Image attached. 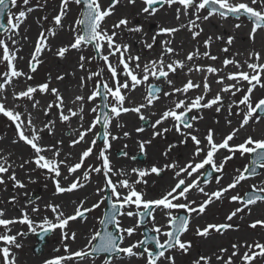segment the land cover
Segmentation results:
<instances>
[{
    "label": "snow or ice",
    "instance_id": "6c2138e0",
    "mask_svg": "<svg viewBox=\"0 0 264 264\" xmlns=\"http://www.w3.org/2000/svg\"><path fill=\"white\" fill-rule=\"evenodd\" d=\"M81 6L80 16L75 20L74 25L69 26L73 33V40L70 44L60 47L56 51L59 58H64L69 50L82 51L85 47H92L94 55L86 57L80 55L78 67L86 75L80 77L79 87L81 89L87 86L88 81L95 78V84L91 92L85 96L83 94L75 95L71 101L72 107L68 106L65 99L57 87H51V76L48 80L39 84H27L26 81L33 79L32 73L37 71L38 65L42 62L40 57L45 50H51L48 40L49 37L56 35L53 28H48L39 33L35 41L34 51L28 61V72H24L17 67V61L23 59L18 56L20 48L18 41L14 39L19 36V29L27 19L29 13L35 9L30 7V0H0V14L7 12L6 24L0 23V30L8 33L6 39H0V64L6 66V70L0 72V115L7 118L14 125L16 139L13 144L23 142L28 145L33 156L24 160L19 165L23 168L25 164H35L37 169L46 170L48 178L55 185V194L73 192L82 189L86 183L90 182L93 173L102 175L103 182L95 190V195L99 197L97 201L86 206L87 200L82 199L76 202L73 213L66 214L59 204L48 203L46 210L53 214L52 218L47 215L42 219H34L32 214L40 212L39 206H33L31 212L26 208L20 209V215L16 217H6V210L0 209V264H17V256L13 249L23 247L19 242L26 233L23 231H13L16 224L26 225L27 233L38 236L43 241L49 234L60 230L63 255H54L45 259L43 264H72L74 261L89 262L96 264L98 257L103 256L102 264H115L117 259L127 257L129 259H142L144 264H175L173 255L170 251H178L182 254L189 253L192 248L191 241L182 239V236L189 231L191 226V217L193 214L200 216L205 213L208 205L216 200L222 201L226 198L229 191L234 190L242 182L259 174H264V136L256 138L247 135L239 143H230L237 138L238 133L245 129L250 121L259 123L264 116V97L253 101L252 94L259 86L264 89V57L260 52L253 51L249 53L248 60L243 63L234 58H225L223 67L232 65L237 69L235 72H227L220 75L223 71L212 65H200L195 63L201 57L215 61L217 56L211 55L209 51L201 52L199 47L187 52L183 59L175 58L178 53L172 47L174 34L182 28H186L191 34L193 40L203 32V28L198 21H207L213 16H219L221 19H228L241 16L248 18L251 23L249 38L255 40L258 30H264V0H140L141 7L137 15L145 19L155 17L161 10L174 9L175 19L181 20V17L187 18V23H181L179 26L157 25V30L151 36L150 42L146 38L143 25L135 24L130 26L131 21L127 16L116 20L111 29L104 27L106 18L112 16L115 7L120 0H109L107 7L102 0H60L59 11L52 18L55 28H64L63 20L70 11V5ZM128 5L136 6L137 0H127ZM11 8H20L17 13H13ZM207 12L206 15H201ZM47 20V17L43 18ZM240 28L241 24L234 25ZM143 34V37L137 41L143 49L152 50L158 42V37L164 36L169 39L160 40L161 51L155 58L144 60L140 53H133L132 44L124 42L122 34ZM27 39V37H23ZM217 40H222V36H217ZM213 38L209 36L204 40L203 45L208 49ZM234 37L228 36L226 45L233 43ZM8 41L13 46L9 47ZM221 51L227 53L229 48L226 46ZM92 60L102 61L96 71H90L86 68L87 63ZM191 65V66H190ZM246 65L247 71L244 70ZM187 68V79L182 86L177 87L169 77L175 75L178 70L183 72ZM107 72V78L104 73ZM200 73L201 81H196L191 77L192 73ZM216 76V84L221 87L214 96L208 98L211 92L209 76ZM23 78L25 84L19 87V80ZM64 75L58 74L56 79L63 80ZM157 81L160 83H151ZM231 81L232 83H227ZM247 83L246 90L241 87ZM144 87L145 91L141 94V101L131 100L130 96L137 89ZM164 86L169 90L165 91ZM19 87V90L17 88ZM12 89V104L8 106V89ZM193 90H200V94L189 96L188 93ZM50 95L53 99L46 106H41L36 94ZM237 93H242L239 99H232L227 105L229 116L236 115L241 117L238 127L222 137L220 142H216L215 133L209 129L204 141L198 135V129L195 127V121L202 119L201 116L190 115L193 111L199 112L202 109H211L215 107L217 113L224 108V94H230L236 97ZM162 98L169 100V105L161 112L151 111L156 103ZM100 100V103H95ZM16 101H27L24 111L19 110ZM88 103H93L90 112L94 114L93 119L85 127V107ZM36 109L43 112L45 117L49 116L53 109L61 123H70L73 118H78L80 125L78 129L71 130L73 138L69 142V147H76L84 144L86 147L79 153L75 162L69 163L72 158L67 154L61 159L63 140H58L53 145H43L41 143L45 132L54 135L55 120L42 121V126L36 122L33 112L29 110ZM243 105V109L240 106ZM233 108L240 111L233 112ZM149 111L151 116H157L153 121L150 120L145 112ZM134 113L140 121L147 122L152 129L150 139H138L136 141L139 152L146 154L147 147L157 137L175 130L182 137L180 144L187 145L190 139L194 148L189 158L184 163L170 161L162 166L153 164L150 168H115L112 164L109 150L112 141L121 139V135L113 134V121H118L122 114ZM173 121L172 128H163L159 126ZM231 125L232 121H227ZM100 126L103 129V147L99 149L98 154L94 153L97 147L98 132L94 131ZM122 132L123 138H130L131 133L124 131V125L116 123L115 125ZM137 133L145 131L143 126L135 129ZM92 133L93 139L89 142L87 137ZM206 142V143H205ZM176 144H169L162 155L168 157L169 153L176 147ZM128 147L124 145V149ZM226 150V155L219 163L215 157L220 150ZM51 153L50 156L44 153ZM241 157H249V164H245L243 169H236V175L231 182L226 185L221 184L223 171L228 161L232 160L236 154ZM96 155V163L85 167L86 161L93 155ZM120 156L131 160H136V156H130L125 150H121ZM208 166V169H206ZM14 162H10L9 156L0 154V185L7 187L9 182L13 188H25L26 185L17 178ZM62 168H66L69 176H74L67 187L63 186L60 177ZM258 169L260 172L258 173ZM165 170H171L174 184L169 189L162 192L158 197L146 199L145 193L137 190L136 185L146 183L144 177L150 174L160 175ZM78 171L82 176L75 175ZM135 175L137 178L131 180ZM215 179L219 187L209 193L205 191L203 184L209 183L208 179L201 181L202 176ZM65 180L68 177H64ZM196 191L205 199L197 201L189 199L190 194ZM230 203H236L239 206L231 210L225 217L227 222L208 223L203 227H196L195 235L201 238L209 237L212 232L224 234L228 230L238 229L237 225L230 223L235 217L244 213L251 214L252 206L264 203V183L260 185L253 184L250 191L241 195L239 193L228 197ZM183 201V202H181ZM16 196H12L8 201L14 205ZM31 203V201H29ZM102 204L106 205L107 211L98 219L99 228L93 230L85 245L77 250H73L68 241H75L77 233L69 232L68 226L73 221H86L87 214L99 208ZM183 210L185 215H177L176 212ZM159 211L166 218L165 223L157 224L156 213ZM127 216L134 219L130 226H123L121 217ZM151 221V227H147V222ZM144 228L141 233V239L133 243L124 245L126 238L133 237L137 230ZM251 229H264V218L255 219L250 224ZM148 233H152L149 235ZM163 238V239H162ZM243 249V251H241ZM59 252V249L55 250ZM229 249L221 247L213 255H198L192 260V264H213V258L216 264H257L258 260H264V240L255 239L252 241H237L231 244V254Z\"/></svg>",
    "mask_w": 264,
    "mask_h": 264
},
{
    "label": "bare ground",
    "instance_id": "6f19581e",
    "mask_svg": "<svg viewBox=\"0 0 264 264\" xmlns=\"http://www.w3.org/2000/svg\"><path fill=\"white\" fill-rule=\"evenodd\" d=\"M55 1V0H54ZM138 1V0H137ZM102 2L104 3L105 0H102ZM123 4V5H122ZM126 4H127V0H126ZM135 8V6L132 5H125L124 3H119L116 5L115 7V14L112 15V17L114 18L113 22H115L116 20H118L119 18H122L123 16L120 15L121 12H126L127 10H133ZM55 9H51V14L54 16L55 14H57V12L59 11V9L56 7V11L54 14ZM132 13V12H131ZM73 14L72 9L67 13V15L65 16L64 20H63V24H64V28H54L56 35L53 37H49L48 40V44L51 48V50H45L42 54H51L55 60H51L50 65H51V73L50 74H44V76L42 77L40 82L37 83H43L45 81L48 80L49 76H51V87H57V83L58 80L56 79V76L58 74L60 75H64L65 74V62H62L61 60L59 61L56 58V51L62 47V46H66L65 44V39H67L68 37L73 36V33L69 30V26H70V15ZM202 14V15H206ZM139 18L135 17L132 15L131 17V22L133 25L135 24H141L143 25L144 28V33L147 34V37L149 39L150 42V38L151 36L155 33V31L157 30V25L159 24H163L165 26H179L181 23L186 24L187 23V18L185 17H181L180 21H177L175 19V13H174V9H165V10H161L155 17H151L148 19H145L143 16H138ZM110 17L106 18V21L104 23V25L109 29L110 28ZM198 23L201 24V27L203 28V32L201 33V35L197 38V40H193L191 37V34L187 31L186 28H182L180 31H178L177 33L174 34V37H172L171 39H173V44L172 47L176 49L178 55L175 57L177 59H183L184 56L187 54V52L192 51L193 49L199 47L201 52L204 51H209L211 53V55L213 56H217L218 59L215 61L209 60L207 58H203L201 57L199 60L195 61V63L200 64V65H212L215 66L217 68H221L223 69V71L220 73V75H225L227 72H235L237 71V69L235 67H233L232 65H229L227 68L223 67V60L225 58H234L235 60L243 63L245 60H248L249 58V53L256 51V52H260L261 56L264 57V30H258L255 40H251L249 38V32L251 29V25L250 24H243L241 23V27L240 28H236L234 27L235 24H237L238 22H228L225 19H220L218 16H213L211 17L209 20L207 21H198ZM240 24V23H239ZM35 26L33 25L32 20H30L29 16H27V19L24 21V26H22V29H19V36H15V39L18 41V46L20 48V51L18 52V56L22 57L23 59H19L17 61V67L24 71V61L27 60L26 58V54L28 51V47H27V41L28 40V35H32L35 32ZM27 37V39H23V37ZM209 36H211L213 38L212 43L210 45V47L208 49L204 48L203 42L204 40H206ZM217 36H222L223 39L222 40H217L216 37ZM228 36H232L234 37L233 43L231 45H226V40L228 38ZM143 37V34H134L133 37H129L127 35V33H123L122 34V38H125L127 41V43L132 44V51L133 53H140L142 55V57L144 60H147L149 58H155L159 55L161 48H160V44L159 41L160 40H164V39H169V37H158V42L157 44L154 46V48L152 50H147V49H143L142 45L140 43H138L137 41H139L141 38ZM228 47L229 51L227 53L221 51V49H223L224 47ZM12 47H16V46H11ZM41 54L40 59L43 57V55ZM52 57V58H53ZM65 60L69 59L68 57V52L65 55ZM264 59H262L263 61ZM261 61V62H262ZM191 66V65H190ZM245 71H247L246 65L244 68ZM185 73H187V68L184 69L183 72L179 71L175 74L170 76L169 78L172 79L175 83V85L177 87L182 86V83L186 81L187 76L185 75ZM65 76V75H64ZM191 77L196 80V81H201L202 80V76L200 73H192ZM216 76H209V82L211 84V92L208 94V98H211L212 96H214L216 94V92L219 90V88L221 87L220 85L216 84ZM62 83H67V78L65 77L62 81H60ZM227 83H232L231 81H226ZM27 84L28 81H26ZM75 79L73 78L72 81H70V83L68 82L67 84H70V86L68 87V91L65 90L64 88H62V90H60V92L62 93L65 102L68 106L72 107L73 105L71 104V101L74 99L75 95H80L83 94V91L81 88H77L75 86ZM19 87H23L25 84V81L23 78H20L19 82ZM19 87L17 88V90H19ZM165 91H168L169 89L164 86ZM12 89L9 88L8 89V101L12 100ZM141 94L139 91H135L131 94L130 99L131 100H135L136 102H140L141 101ZM197 94H200V90H193L191 92L188 93L189 96H195ZM39 95V93L36 94V99L37 96ZM264 95V89L260 88L259 86L254 90L253 94H252V99L253 100H258L261 96ZM226 98V94H224V105L225 107L229 104V102H227ZM169 105V100L167 98H162L159 102L156 103V106L154 109H152L151 111H155L157 113L163 111L167 106ZM55 110V109H54ZM24 111V110H23ZM33 112V116L36 118V122L39 126H42L41 122L42 121H47L48 120V116L45 117L44 115H39L40 111L37 110H31ZM56 111V110H55ZM226 111L227 108H224L221 112L217 113L215 111V107L211 108V109H202L199 111V113L202 114V119H199L198 122H195V127L198 129V132L196 133L198 135L199 138H201L203 131L205 132L207 129V126L209 125L208 119L211 118V120H214L215 123L213 124V126L211 127L212 130L215 133V140L216 142H220V140L222 139V137L224 135H226L228 132H230L233 128L238 127L239 124V120H234L231 125H227V121H228V116L226 115ZM145 115L148 116L150 118L151 121L154 122V120L156 118H158L157 116H151L149 111L145 112ZM263 116V113L261 114ZM197 116V115H196ZM57 119L58 116L56 115ZM59 120V119H58ZM75 122V118H73L71 120L70 123H64V127L65 129L67 128L68 130H73V129H78L79 125L78 124H73ZM116 123H120L123 124L124 127V131H129L131 133V137L130 138H123L122 137V132L120 129H118L115 125ZM172 124L170 120H168L167 122H165L164 124H162L161 126H159L161 129L167 127V128H172ZM143 126L145 128V131L142 133H137L135 131V129L137 127H141ZM112 132L113 134H117V135H121V139L116 140L113 143V146H111V148H116V145L122 144V145H130V147H132V151L134 152V149H138V145L136 143V141L138 139H150L152 136V129L148 126L147 122L145 121H140L138 116L134 113H128V114H122L121 117H119L118 121L114 120L113 121V125H112ZM54 135H49L47 134V132L44 133V137H45V142L41 143L43 145H53L56 144V142L58 140H63L60 137V130L58 128L54 129ZM72 134V132H71ZM247 135H252L256 138H260L262 136H264V121L263 119L259 122L256 123L254 122H250L249 125L245 128L242 129L238 135L237 138L234 139L232 142L230 143H239L241 142V140L243 138H245ZM73 137V134H72ZM158 138H162L165 141V147L163 146V149H166L169 144H176L177 146L169 153L168 155V159L174 160L176 159L177 162L179 163H184L190 156L191 152L193 151V144L191 142V140L189 139L187 142V145L184 144H180L179 141L182 139L181 136H179L175 130H171L167 133H165L163 136H160ZM63 142H65V140H63ZM64 144V143H63ZM62 145H58V147L62 148V155H61V159L64 158L65 155L67 154H71V159L69 160V163H73L75 162V159L78 158L79 155V147H75L69 150H64V148L62 147ZM15 144L12 143V140L10 139H0V154L9 156V160L10 162H14L15 164V171H16V175L18 176L20 173V167L19 165L21 163H23V160L21 157V153L20 148L17 150L15 148ZM229 153L226 150H220L217 154H216V161L217 163H219L226 155H228ZM44 155L46 156H50L51 153H44ZM33 156V155H32ZM248 160V157H241L238 153L236 154V156L228 161L225 165V169L223 171V179L221 181V184L226 185L227 183L231 182V179L234 175H236V169H241L244 165V163ZM112 164H114L115 168H128L129 170L131 168H146L148 167V165H141V166H137V165H128V164H123V162L121 160H116V159H111ZM154 164H157L156 162H154ZM152 165H150L151 167ZM26 173H28L27 169H24ZM62 176L60 177V181L62 183V185L64 184H69L70 183V179H74L71 176H69L67 169L66 168H62ZM64 177H68L67 180L64 179ZM203 178H201V181L203 182ZM157 181H150L148 179H146V183H142L143 186L144 185H148L153 186L154 184L156 185ZM174 184V182H172ZM254 183L253 180L248 179L244 182H242L240 185L237 186L236 189L229 191V193H227L226 198L223 199L222 201L220 200H216L213 203H211L210 205L207 206L206 208V213L209 216H213L214 214H218L217 215V223H223V222H227L225 220L226 215L233 210L235 207L238 206V204L236 203H230L228 197H230L231 195L237 194L236 192L239 191L242 188H246L249 185H252ZM264 183V181H263ZM202 186L205 188V191L211 193L213 191H215L219 185L216 184L215 179L210 180L209 183L207 184H203ZM146 190V189H145ZM166 189L164 188V191ZM161 191V192H164ZM94 193L93 191H88L86 188H82L80 191H75V192H65L60 198L54 199L53 197L46 198L43 201H40L39 204H35V205H12L9 204L8 201L10 200V198L12 196H16V194H14V191L11 190V192L8 193L7 196H5V198L1 201V204L3 205L2 207H0V209H5V206L9 205V211H6V217H16L20 215V209L22 208H26L29 212H31V208L33 206H39L40 208V212L45 211V205L48 203H53V204H59L61 206V208L64 210V212L66 214H72L75 204L76 202H78L79 200L85 199L87 200V204L86 206L90 205L92 203V201L96 200V198L94 197ZM93 196V197H92ZM146 199H153L152 197H149L148 194L145 195ZM156 198V197H154ZM206 197H203L200 193L195 192V193H191L189 196V199H195L197 201H201L203 199H205ZM92 199V201H91ZM221 208V209H220ZM263 209H264V203L263 204H256L254 206H252V211L251 214L249 215L247 211L244 212V214H246L245 216H237L235 217L230 223H232L233 225H237L238 229H232L230 230L231 234L234 236L235 239H238L239 241L243 242L244 240H246V237L248 236H254L256 239H261L260 236L256 237L254 234H247L245 232L244 228H250L249 224L255 220V219H260V218H264V213H263ZM6 210V209H5ZM49 211V210H46ZM39 212V213H40ZM38 213V214H39ZM38 214H32L34 219L39 220L40 219V215ZM53 214L49 215V218H52ZM241 218V219H240ZM122 224L123 226H129V217L127 216H123L122 217ZM164 221L163 220H158L157 224H163ZM210 223H213V221H211ZM215 223V221H214ZM208 223H202V221L200 222L198 220V222H191V226L189 228V231L187 233L191 234V232H194V230L196 229V227H203ZM24 227L27 229V226L24 225ZM16 225L13 226V231H16ZM74 230L77 233V238L75 241H69V245H72L75 249V247L78 249L83 247L86 243V239L88 238V235L90 233V229L88 227H84V225H79L77 226V228L74 227L73 223L70 222L68 229ZM2 231V229H1ZM18 231H20L18 229ZM186 234V233H185ZM210 240H207L206 238H203L200 241V244L202 246L201 253L198 252V254H202V255H213L214 253H217L218 250L221 247H216L215 244L214 247H216L215 250H211V246L212 244H210L209 242ZM20 242V241H19ZM21 243V242H20ZM23 245V244H22ZM24 246V245H23ZM50 248V246L48 247ZM226 248V247H224ZM229 255L231 254V250L228 253ZM196 255V254H195ZM196 258V256H194V259ZM45 259H48V257L44 258L43 260H41L39 262V264H43V261ZM23 262V263H22ZM36 260H30L29 261V257L27 256H23L22 259L19 258V264H37L35 263ZM213 263H216L215 259L213 258ZM75 264V263H72ZM82 264V263H80ZM192 264V261H191Z\"/></svg>",
    "mask_w": 264,
    "mask_h": 264
},
{
    "label": "rangeland",
    "instance_id": "374dc122",
    "mask_svg": "<svg viewBox=\"0 0 264 264\" xmlns=\"http://www.w3.org/2000/svg\"><path fill=\"white\" fill-rule=\"evenodd\" d=\"M18 2L22 3V0H18ZM120 3H124L126 4V0H120ZM59 4H60V0H30V7H33L35 10L31 13L28 14L30 20H32L33 25L35 26V32L32 35H28V40L27 41V47H28V51L26 54V58L27 60L24 61V70L25 72L29 71L28 68V61L31 58V53L34 51V45H35V41L38 38V35L41 31L46 30L48 28H55L52 18L53 15L51 14V9H55L56 11V7L59 9ZM105 7H107V5L109 4V0H105V2L103 3ZM123 5V4H122ZM141 7L140 4V0L137 1V5L135 6V8L133 10H127L126 12H121L120 15L121 16H127L129 18V20L131 21V17L132 15L139 18L137 15L139 8ZM72 9L73 14L70 15V25H74L75 20L80 16V12H81V6L76 5V4H71L70 5V10ZM20 10V8H11V11L13 13H17ZM54 11V14H55ZM132 12V13H131ZM207 12H202V14H205ZM115 14V11H114ZM7 17V16H6ZM47 17V20H44L43 18ZM219 17V16H218ZM220 18V17H219ZM221 19V18H220ZM114 18L111 16L110 18V28L113 22ZM223 20V19H222ZM228 22H238V23H243V24H250L249 20H246V18L244 17H240L239 19H237L236 17H229L228 19H225ZM6 21V20H4ZM132 22L130 24V26H132ZM22 26H24V23L21 25V29ZM104 27H106L104 25ZM107 28V27H106ZM125 34L127 32H124ZM127 35L129 37H133L134 34H130L127 33ZM8 36V33L3 32L2 34H0V39H6V37ZM15 39V37H14ZM124 42H126L127 40L125 38H122ZM73 40V36L68 37L67 39H65V44L68 45L72 42ZM9 43V47L11 48L12 44L10 41H8ZM94 49L90 46L83 48L82 51H77V50H69L68 51V57L69 59L65 60V58H59L56 55V58L62 62H65V77L67 78V83L70 81H72V79H75V86L77 88L79 87L80 84V77L83 75H86V72L81 71L80 68L78 67V63H79V57L80 55H84L86 57H92L94 55ZM43 55V54H42ZM51 54H44L43 57L41 58V63L38 65L37 67V71L35 73H32L33 79L28 81V83L35 85V84H39L37 82H40L42 77L44 76V74H50L52 69H51V65L50 62L51 60H55L54 57ZM145 58V57H143ZM264 62V60L262 61ZM102 61H98V60H92L91 63H87L86 64V68L90 71H96L100 66H102ZM6 70V66L4 64H0V72H3ZM108 73L105 72L104 73V77L107 78ZM62 80H59L57 83V88L59 90H62V88H64L65 90L68 91V87L70 86V84L67 83H62L60 82ZM151 83H160L157 81H150ZM95 84V78L92 81H88L87 82V86L85 88L82 89L83 93L85 94V96H87L91 90L93 89V86ZM241 87L243 89L246 90L247 88V83H243L241 85ZM165 90V88H164ZM137 91H139L140 93H143L145 91L144 87L142 86L141 88L137 89ZM242 96V93H237L236 97H231L230 94H226V100L227 102H231L232 99H239ZM261 97H264L261 96ZM260 97V98H261ZM53 98L50 95H41L39 94L37 96V100L40 101L41 106H46L47 103H49ZM257 100V99H256ZM255 101V100H253ZM95 103H99V100H97ZM16 104L19 105V110L23 111L25 108V105L28 104L27 101H16ZM8 106L11 107L13 106L12 104V100H9ZM93 103H88L85 107V127H87L88 123L93 119L94 114L90 112V109L93 107ZM243 105L240 106V109H243ZM227 108V106L225 107ZM240 109L237 108H233V112L236 111H240ZM29 110H35L36 109H30V105H29ZM39 115H43V112L40 111ZM190 115H197V116H202L201 113L197 112V111H193V113H191ZM226 115L228 116V120H231L232 122L234 120H239L241 117L236 116V115H232L229 116L228 112L226 111ZM264 116V114H263ZM55 120V128H58L60 130V137L65 140L64 144H63V148L64 150H69L72 149L73 147H69V142L70 140L73 138L72 134H71V130H68L67 128L65 129V125L64 123H61L57 117H56V111L53 109L52 112L49 114L48 116V120ZM171 121V120H170ZM264 121V119H263ZM198 122V121H195ZM194 122V123H195ZM209 125L207 126L206 131H203V134L201 136V140L204 141V137L206 136L207 132L209 129H212L211 127L213 126V124L215 123L214 120L208 119ZM250 122H254V121H250ZM171 123H173V121H171ZM73 124H78L80 125V121L78 120V118H75V122ZM228 125V122H227ZM54 128V129H55ZM96 132L99 131V128L97 127L96 130H94ZM97 138V137H96ZM0 139H10V140H15L16 139V133H15V128L14 125H12V123L10 121L7 120L6 117H4L3 115H0ZM88 141L90 142L93 139V134L90 133L87 137ZM42 142H45V137L43 136ZM113 143L115 141H112ZM112 143V146H113ZM206 143V142H205ZM15 148L18 150L20 148V153H21V157L22 160H28L32 157L33 155V151L32 149L28 146L25 145L23 142H18L15 143ZM163 146L165 147V141L162 138H156L152 141V144L149 145L147 147L146 150V154H141L139 152V148L138 149H134V152L132 151V147H130V145H128V147L126 149H124V145L122 144H117L116 148H110L109 153H110V158L111 159H116V160H121L123 162V164H128V165H137V166H141V165H148V167L146 168H150V165H153L154 162H156L159 165H163L166 162H170V160L168 159L169 157H164L162 155L163 151L165 149H163ZM76 147H79V153L82 151V149L84 147H86L84 144H80ZM103 147V142L99 143L97 142V147L94 150L95 154H98L99 149ZM75 148V147H74ZM125 150L129 153L130 156H136V160H131L128 158H123L120 156V152L121 150ZM91 156L90 158L87 159L85 167H87V165L89 164H94L96 163V155ZM140 158H142L140 160ZM173 161V160H171ZM174 161H176V159H174ZM245 164H249V157L248 160L244 163ZM243 165V166H244ZM114 166V164H113ZM24 169L28 170V173L25 172ZM118 169V168H117ZM128 169V168H126ZM243 169V167L241 168ZM129 170V169H128ZM260 172V170H258V173ZM75 175H80L82 176V172L78 171ZM173 175L174 173L171 170H165L163 171L160 175H156V174H150L146 177H144V180L146 181V179L150 180V181H157L156 185L154 184L153 186H148V185H144L138 184L136 185L137 190L144 192L145 194H148L149 197H158L162 192L164 191V188L167 190L169 189V187L171 185H173L172 182H174L173 180ZM72 178H74V176H71ZM17 178L19 180H21L26 187L25 188H13L12 187V183L9 182L7 184V187H5L4 185H0V207H2L3 205L1 204V201L5 198V196L8 195L9 192L14 191V194H16V205H35V204H39L40 201H43L46 198L51 199V197H53L54 199L60 198L64 193L62 194H55V185L52 183V180L48 178V173L46 170H42V169H37L35 164H25V166L23 168H20V173L17 176ZM137 177L133 174L130 179L131 180H135ZM251 180L254 181L253 184H257L260 185L261 183H263L264 181V174H259L255 177H251L249 178ZM210 180H213V178H210ZM71 179H70V183H71ZM103 182V177L102 175H98L96 173H93L91 176V180L90 182L86 183V186L84 188H86L88 191H93L95 192L96 188L98 186H101ZM145 184V183H144ZM252 184V185H253ZM63 186L67 187L68 184H64ZM250 187L251 185H249L246 188H242L239 191H237L236 193H239L241 195H244V193L250 191ZM146 189V190H145ZM79 190H75V191H80ZM73 191V192H75ZM196 191H193L192 193H195ZM37 196V197H36ZM93 197V196H92ZM94 197L96 198L95 201H97L99 199L98 196L95 195L94 193ZM33 198V199H32ZM35 198V199H34ZM29 201H31V203H29ZM92 201V199H91ZM94 200L92 201V203L95 202ZM183 202V201H181ZM91 203V204H92ZM88 205V206H91ZM258 204H263V203H259ZM106 205L102 204L99 208L95 209L93 212L88 213L87 214V220L86 221H73V225L75 228H77V226H81L84 225V227H88L90 229V233L95 230L96 228H99L100 225L98 224V219L101 218L103 216L104 213V208ZM239 206V205H238ZM9 205L5 206L6 211H9L7 209ZM221 209V208H220ZM45 211L40 212L38 215H40V219L43 218V216L47 215H51V211H46V209H44ZM183 212V210H179L176 212V214L178 215L179 213ZM207 211H205V213H203L200 216H196L195 214L192 215L191 217V222H198V220L202 223H210L211 221H215V223H217V215L218 214H214L213 216H209L207 213ZM263 213H264V209H263ZM185 214V213H184ZM156 215V222L158 220H163L165 223L166 218L163 216L162 213H160L159 211H157ZM240 215L245 216L246 214L241 213ZM238 215V216H240ZM121 222L122 217L120 218ZM241 219V218H240ZM129 226L132 225L135 221L133 218L129 217ZM147 227H151V221L147 222ZM16 231H18V229L20 231H23L26 233V235L20 239L19 241L24 245L22 248L20 249H13V251L16 253L17 256V264H19V258L22 259L23 256H28L29 257V261L32 259L36 260L35 263L39 264V262L41 260H43L44 258L48 257L51 258L54 255H63V248H62V244H61V234H60V230L57 229L54 233L49 234L47 237V244L44 246L43 248V252L35 255L33 252L34 247L36 246V236L31 234V233H27V229L24 227V225L21 224H16ZM245 232L248 234H254L256 237L260 236L261 240H264V229L261 228H257V229H251V228H244ZM143 227L137 230V233L131 237V238H126L124 241V245L127 246L130 243L135 242L138 239L143 238L141 233H142ZM1 231V229H0ZM69 232H72L74 230H71L70 228L68 229ZM89 233V235H90ZM88 235V237H89ZM163 239V238H162ZM183 240L186 241H191L192 243V248L190 249L189 253L187 254H182L178 251H170L168 254L173 255L175 258V264H191V261L194 259V256L200 255L198 254L199 251H201L202 246L200 244V241L203 239L201 237H198L195 235V230L194 232H191V234L186 233L182 236ZM207 240H210V244H212L211 246V250H215L216 247H226L229 249V251L231 250V244L235 243L238 241V239H235L234 236L231 234L230 230L226 231L224 234H219L216 232H212V234L206 238ZM256 238L254 236H248L246 237V240L252 241L255 240ZM87 240V239H86ZM69 242V241H68ZM216 247H214V245ZM50 246V248H48ZM70 247L73 250H77L78 247L74 249V247L72 245H70ZM59 249V252H56L55 250ZM241 251H243V249H241ZM201 253V252H199ZM196 254V255H195ZM102 259L103 256H100L97 258L96 260V264H102ZM23 263V262H22ZM72 263L75 264H89V262H82V261H74ZM264 260H258L257 264H263ZM115 264H144V261L142 259H136V258H127L124 257L123 259H117L115 261ZM161 264H165V262L161 261ZM216 264V263H213ZM237 264H239V260L237 258Z\"/></svg>",
    "mask_w": 264,
    "mask_h": 264
},
{
    "label": "water",
    "instance_id": "95a60500",
    "mask_svg": "<svg viewBox=\"0 0 264 264\" xmlns=\"http://www.w3.org/2000/svg\"><path fill=\"white\" fill-rule=\"evenodd\" d=\"M10 8H11V6H10ZM6 14H7V12H5L4 14H0V23H5L3 20H4L5 16H6ZM2 32H4V31L0 30V33H2ZM102 140H103V129H102V127H100V133H99V136H98L99 143L102 142ZM106 211H107V208H106L105 212ZM148 234L150 235V233H148ZM37 241H38V244H37V246L34 249V251H35L34 253L40 254V253H42L43 246L46 245L47 242H45L46 238L43 241H41L38 236H37Z\"/></svg>",
    "mask_w": 264,
    "mask_h": 264
}]
</instances>
